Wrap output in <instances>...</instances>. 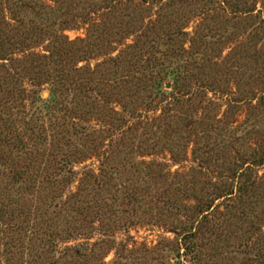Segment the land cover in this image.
Returning <instances> with one entry per match:
<instances>
[{"label":"rangeland","instance_id":"374dc122","mask_svg":"<svg viewBox=\"0 0 264 264\" xmlns=\"http://www.w3.org/2000/svg\"><path fill=\"white\" fill-rule=\"evenodd\" d=\"M263 159L264 0H0V264H260Z\"/></svg>","mask_w":264,"mask_h":264},{"label":"trees","instance_id":"16d2710c","mask_svg":"<svg viewBox=\"0 0 264 264\" xmlns=\"http://www.w3.org/2000/svg\"><path fill=\"white\" fill-rule=\"evenodd\" d=\"M45 104L49 105L47 102H45ZM264 160V159H263ZM260 160V161H263ZM245 188L244 183L242 182V188ZM213 207V201H210L209 203H202L199 202L198 204H196L192 210V217L193 218V224L188 227H182L184 228V230L188 231L185 233L184 235V244L186 245L185 249L187 253H194V258H199L198 256H196L198 253L197 247L198 242L195 239V236H197V231L199 232V230H202L203 226L205 225V223H207V220L210 216V210ZM196 223V226H195ZM195 229V231H193ZM256 244L258 246V248L261 250V252L264 254V231L260 232L258 234V237L256 239ZM263 258V257H262ZM259 260L260 264H264V259Z\"/></svg>","mask_w":264,"mask_h":264}]
</instances>
